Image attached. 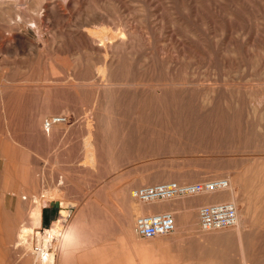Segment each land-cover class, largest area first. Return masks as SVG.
Masks as SVG:
<instances>
[{
  "label": "rangeland",
  "instance_id": "obj_1",
  "mask_svg": "<svg viewBox=\"0 0 264 264\" xmlns=\"http://www.w3.org/2000/svg\"><path fill=\"white\" fill-rule=\"evenodd\" d=\"M220 178L237 225L200 231L217 192L159 203L174 232L135 235L132 189ZM61 208L84 239L68 264H264V0H0V264H39Z\"/></svg>",
  "mask_w": 264,
  "mask_h": 264
},
{
  "label": "built area",
  "instance_id": "obj_2",
  "mask_svg": "<svg viewBox=\"0 0 264 264\" xmlns=\"http://www.w3.org/2000/svg\"><path fill=\"white\" fill-rule=\"evenodd\" d=\"M64 123L60 116L51 117L43 122V130L47 132L52 126ZM224 180L201 181L189 184H177L173 181L141 186L132 189L130 198L140 205H153L181 198H191L202 193H213L226 188ZM199 229L211 232L230 228L235 224V208L230 203L202 205L197 211ZM175 230L174 216L169 211L145 212L138 215L133 222V231L139 239L148 240L169 235ZM44 233H42L43 235ZM45 235H48L45 233ZM48 235V239H50ZM41 236L35 246L41 264H45L50 253V240ZM47 264V263H46Z\"/></svg>",
  "mask_w": 264,
  "mask_h": 264
},
{
  "label": "crops",
  "instance_id": "obj_3",
  "mask_svg": "<svg viewBox=\"0 0 264 264\" xmlns=\"http://www.w3.org/2000/svg\"><path fill=\"white\" fill-rule=\"evenodd\" d=\"M199 196H201V195H199ZM195 197H198V196H195ZM21 200H24V198H21ZM226 200H228V196L226 194H222V195L218 194L215 196L202 197L196 201L195 206L197 204H200V203H210V202L219 203V202H225ZM56 202H58V200H56ZM8 203H9V212H10V220H9L10 225H9V227H10V229H14L15 226L17 225L18 221H19L20 215L25 214L24 213L25 210H24L23 205H21L20 201L18 200L17 196H15L14 194L9 195ZM154 206H156V205L146 206L144 208V213L145 212H160V210L166 209V206L165 207L163 206L162 208L158 207L157 208L158 210H154ZM46 208L47 207H44V206L40 207L39 216H38V219H39L38 221L40 223V226L42 225V223H41V210H42V216L45 217L46 222L48 223L51 221L53 214H51L50 211H52V209H50V208L46 209ZM194 209H195V207H194ZM189 210L190 209H188V211H187V214H188L186 217L187 219H188L189 214L191 212ZM137 211L142 213L139 208H137ZM185 212H186V210L184 209V214H185ZM176 213H177V211H176ZM100 248H102V249H100V251H108V252L122 251V247H100ZM115 257H116L115 260L117 262V256H115ZM121 261L122 260H120V262Z\"/></svg>",
  "mask_w": 264,
  "mask_h": 264
},
{
  "label": "clouds",
  "instance_id": "obj_4",
  "mask_svg": "<svg viewBox=\"0 0 264 264\" xmlns=\"http://www.w3.org/2000/svg\"><path fill=\"white\" fill-rule=\"evenodd\" d=\"M44 207H48L45 202ZM71 213H66L62 208L59 214V219L52 222V225H60L59 228L47 229L46 231H53L56 233V243L60 246V251L65 257L66 264L71 260L72 255L84 246V239L81 227L75 223H67L64 219ZM41 223H42V210H41Z\"/></svg>",
  "mask_w": 264,
  "mask_h": 264
},
{
  "label": "bare ground",
  "instance_id": "obj_5",
  "mask_svg": "<svg viewBox=\"0 0 264 264\" xmlns=\"http://www.w3.org/2000/svg\"><path fill=\"white\" fill-rule=\"evenodd\" d=\"M214 180H224L225 182H226V188L225 189H223V190H221V191H216V192H213V193H209V194H206V193H202V194H198V195H196V196H199V195H211V194H214V193H217V192H223V193H221V195L222 194H226V193H224L225 191H228L229 190V188H230V185H229V181L228 180H226V179H214ZM214 180H210V181H214ZM173 182H175V181H173ZM175 183H177V184H189V183H178V182H175ZM228 199L229 200H231V201H235V199H234V197H233V191H232V189L230 188V190H229V193H228ZM182 199V198H181ZM134 201V200H133ZM175 201V200H174ZM56 202V201H55ZM135 202V201H134ZM169 202H171V201H169ZM53 203V202H52ZM56 203H58V205H59V202H56ZM163 203V202H162ZM219 203H230V204H232L233 205V207L235 208V224L234 225H237L238 224V216H237V210H236V206H235V203H233V202H219ZM159 203H157V204H153V205H156V206H154V207H160V208H162L163 206H157ZM213 204H216V203H213ZM140 205V204H139ZM206 205H210V204H206ZM142 206H145V205H142ZM139 207V209H140V211L141 212H143L144 211V207ZM150 206V205H149ZM146 207V206H145ZM200 208V207H199ZM198 208V209H199ZM37 210H39V209H37ZM170 212V211H169ZM67 213V212H66ZM172 214H173V216H174V221H175V214L173 213V212H171ZM38 216H39V212H38ZM233 225V226H234ZM232 226V227H233ZM198 227H199V220H198ZM232 227H230V228H232ZM226 229H229V228H226ZM221 230H223V229H221ZM48 235H51V231H46V230H44ZM218 231V230H217ZM211 232H213V231H211ZM163 237V236H162ZM39 238V237H38ZM159 238V237H158ZM40 239V238H39ZM47 240H48V238H47ZM51 251H54V249H52V250H50V253L48 254V258H47V260H46V262H45V264L47 263V264H54L53 263V253L51 252ZM37 256L39 257V253L37 252ZM39 261H40V257H39ZM39 264H41V262L39 263Z\"/></svg>",
  "mask_w": 264,
  "mask_h": 264
},
{
  "label": "water",
  "instance_id": "obj_6",
  "mask_svg": "<svg viewBox=\"0 0 264 264\" xmlns=\"http://www.w3.org/2000/svg\"><path fill=\"white\" fill-rule=\"evenodd\" d=\"M50 206L57 208L58 207V203L53 202V203L50 204Z\"/></svg>",
  "mask_w": 264,
  "mask_h": 264
},
{
  "label": "trees",
  "instance_id": "obj_7",
  "mask_svg": "<svg viewBox=\"0 0 264 264\" xmlns=\"http://www.w3.org/2000/svg\"><path fill=\"white\" fill-rule=\"evenodd\" d=\"M42 219H43V216H42Z\"/></svg>",
  "mask_w": 264,
  "mask_h": 264
}]
</instances>
